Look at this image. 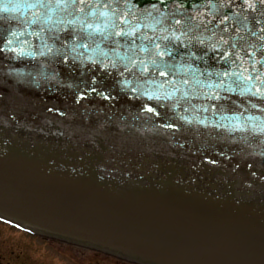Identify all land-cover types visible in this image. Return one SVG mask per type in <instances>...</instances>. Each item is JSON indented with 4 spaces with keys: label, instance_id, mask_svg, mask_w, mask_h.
I'll return each instance as SVG.
<instances>
[{
    "label": "water",
    "instance_id": "obj_1",
    "mask_svg": "<svg viewBox=\"0 0 264 264\" xmlns=\"http://www.w3.org/2000/svg\"><path fill=\"white\" fill-rule=\"evenodd\" d=\"M0 218L264 264V0H0Z\"/></svg>",
    "mask_w": 264,
    "mask_h": 264
},
{
    "label": "rangeland",
    "instance_id": "obj_2",
    "mask_svg": "<svg viewBox=\"0 0 264 264\" xmlns=\"http://www.w3.org/2000/svg\"><path fill=\"white\" fill-rule=\"evenodd\" d=\"M113 256L31 235L0 222V264H121L122 258ZM115 258L119 259L116 263Z\"/></svg>",
    "mask_w": 264,
    "mask_h": 264
},
{
    "label": "flooded vegetation",
    "instance_id": "obj_3",
    "mask_svg": "<svg viewBox=\"0 0 264 264\" xmlns=\"http://www.w3.org/2000/svg\"><path fill=\"white\" fill-rule=\"evenodd\" d=\"M91 250H94V249H91ZM96 251H99V250H96ZM95 252V251H94ZM113 257H115V256H113ZM113 257H111V258H113ZM117 258H118V256H116ZM117 258H115L116 260H114V262L116 263V262H118V260L119 259H117ZM121 258V257H120ZM121 264H139V263H136V262H134V261H131V260H128V259H124V258H122L121 259Z\"/></svg>",
    "mask_w": 264,
    "mask_h": 264
},
{
    "label": "snow or ice",
    "instance_id": "obj_4",
    "mask_svg": "<svg viewBox=\"0 0 264 264\" xmlns=\"http://www.w3.org/2000/svg\"><path fill=\"white\" fill-rule=\"evenodd\" d=\"M0 219H3V218H0Z\"/></svg>",
    "mask_w": 264,
    "mask_h": 264
}]
</instances>
